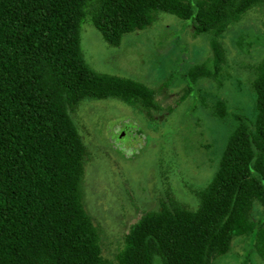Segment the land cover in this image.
<instances>
[{
  "label": "trees",
  "instance_id": "trees-1",
  "mask_svg": "<svg viewBox=\"0 0 264 264\" xmlns=\"http://www.w3.org/2000/svg\"><path fill=\"white\" fill-rule=\"evenodd\" d=\"M255 6L264 0H0V264H213L249 234L264 260V58L255 66L254 120L230 113L225 99L212 108L237 123L197 208L169 195L131 227L114 258L103 255L83 204L90 151L72 116L85 99L156 106L145 83L89 64L81 45L88 16L112 46L157 12L191 20L196 34L213 35L212 55L189 72L197 81L218 77L221 35ZM236 43L250 53L255 41L244 31ZM251 254L243 264H254Z\"/></svg>",
  "mask_w": 264,
  "mask_h": 264
},
{
  "label": "rangeland",
  "instance_id": "rangeland-1",
  "mask_svg": "<svg viewBox=\"0 0 264 264\" xmlns=\"http://www.w3.org/2000/svg\"><path fill=\"white\" fill-rule=\"evenodd\" d=\"M155 16L149 26L124 34L118 46L105 40L89 16L82 24V49L97 72L129 77L156 91L150 109L118 98L85 99L72 114L90 151L83 204L108 258L123 248L131 227L169 195L197 208V192L213 178L237 123L231 115H213L219 99L227 101L230 113L252 120L256 115L253 80L264 58L263 8L252 7L230 25L220 37L225 59L218 77L197 81L189 72L212 55V33L196 34L191 20L172 13ZM244 31L255 41L250 53L236 43ZM262 214L255 203L254 217ZM253 244L254 234L237 236L213 264H243L249 251L254 264H264Z\"/></svg>",
  "mask_w": 264,
  "mask_h": 264
}]
</instances>
